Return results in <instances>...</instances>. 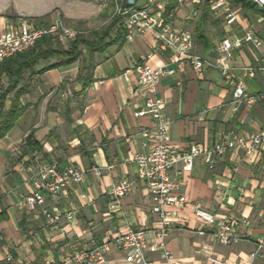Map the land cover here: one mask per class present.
Wrapping results in <instances>:
<instances>
[{
    "label": "crops",
    "instance_id": "0c3cea01",
    "mask_svg": "<svg viewBox=\"0 0 264 264\" xmlns=\"http://www.w3.org/2000/svg\"><path fill=\"white\" fill-rule=\"evenodd\" d=\"M34 1L0 0V34L13 24L15 15L44 17L59 12L72 17L69 11L73 0H39L41 4ZM80 1L92 0H77ZM108 1L113 4V0L93 1L99 8L94 17L102 16L101 7ZM147 2L138 0L135 6ZM232 4L239 20L234 25L236 32L253 29L264 37L263 18L233 0ZM169 7L172 18H168ZM154 8L173 26L189 30L199 53L215 56V45L227 28L213 11L212 18L201 26L202 0H184L181 5L178 0H156ZM77 16L87 21L92 15ZM198 25V33L204 31L209 46L197 38ZM122 41L95 53L89 69L81 59L52 66L58 60L54 56L41 60L34 72H27L21 79L17 88L24 86L19 96L21 116L0 138V264H57L76 249L108 244L130 228L158 226V218L150 212L152 199L142 181L131 194L120 199L116 209L109 208L114 202L112 186L121 178L136 177L134 156L148 151L155 133L151 117L134 115L143 105L144 94L136 77L130 82L124 79L122 74L127 68L146 60L176 69L175 74L160 80L156 95L165 99L163 115L171 120L170 144L180 151L188 150L194 143L211 147L222 134L264 130V101L251 109L244 104L235 108L233 88L220 71L198 73L189 64L172 65L169 53L158 49L153 30ZM257 53L264 55V45L261 51L244 48L232 65L236 67L235 75L244 78L249 93L264 95V76L245 74V68L255 64ZM256 79L261 81L262 89L254 88ZM9 82L4 76L2 84L7 86ZM14 94L8 96L6 108ZM31 132L40 148L25 153L26 137ZM39 161L60 167L74 165L84 171L77 191L85 192L87 198L70 193L60 200L62 210L73 211L72 222L62 218L51 224L39 209L28 212L18 206V201L30 192L25 163ZM92 167L100 168L102 175L95 176L90 171ZM181 168L179 163L171 174L180 181L179 193L187 201L182 207L167 208L174 212L166 243L171 258L151 253L150 264H215L212 259L249 264V255L261 243L263 247L252 264H264V160L251 163L243 150H230L213 169L201 157L194 160L191 171ZM197 207L220 220H234L239 239L229 245L214 242L211 226L196 216ZM108 249L105 264H132L114 246L109 244ZM9 255L11 259L7 260Z\"/></svg>",
    "mask_w": 264,
    "mask_h": 264
},
{
    "label": "built area",
    "instance_id": "2783aa9c",
    "mask_svg": "<svg viewBox=\"0 0 264 264\" xmlns=\"http://www.w3.org/2000/svg\"><path fill=\"white\" fill-rule=\"evenodd\" d=\"M124 1L130 3V0H113L114 15L121 17L122 27L126 31L128 40L148 30L156 31L158 49L169 53L172 65L180 67L189 64L198 73L208 69L220 71L233 88L232 102L235 108L244 104L247 109H251L256 103L264 101L263 94L249 93L244 78L235 75L236 67L232 65V62L238 59L239 52L244 48L261 51L264 37L253 29L244 30L241 33L236 32L234 25L239 20L233 9L232 0H202L209 4L214 15L221 18L227 28L225 35L215 45L214 57L202 55L196 50L193 35L189 30L177 28L166 21L163 15L154 8L156 0H148L147 4L140 7L124 6ZM193 1L199 2L200 0ZM252 1L264 9V0ZM183 2L184 0H178L179 5ZM172 16L173 10L169 11L168 18ZM79 33L82 32L67 26L60 17H55L45 24H36L22 19L0 34V66L5 59L33 47L39 39L46 35L60 40H70ZM254 60L255 64H250L245 68V74L255 77L257 73H261L264 76V55L254 54ZM175 73L174 68L152 65L143 60L127 68L122 74L127 82H130L133 76L136 77L144 94V102L134 112V115L135 117H151L155 133L153 142L148 146V151L134 156L133 160L138 167L136 177L121 178L112 186L110 193L114 202L109 208L116 209L120 199L131 194L137 188L138 182L142 181L152 199L150 212L158 218V226L130 228L115 236L108 244L76 249L57 264H105L109 244L132 264H150L149 254L151 253H160L162 258L170 259L171 255L166 243L174 212L167 208L182 207L187 201L186 197L179 193L180 181L171 174L177 169L178 164L182 163L181 171L188 172L192 170L194 160L201 157L203 163L209 169H213L217 161L230 150H243L251 163L264 160V130L252 134L241 132L222 134L211 147L199 143L192 144L185 151L173 147L170 144L171 120L163 115L165 99L157 96L156 93L160 80ZM27 162L25 168L28 172L30 192L18 201V206L28 212H35L39 209L40 214L46 217L51 224L58 223L62 218L72 222L73 211L62 210L59 207L60 200L61 197L70 193L77 195L80 199L87 198L85 192L78 193L77 191L78 186L83 183L84 171L74 165L60 167L57 163L41 161L27 165ZM90 171L97 177L102 175L98 167H92ZM195 213L200 220L211 226L212 235L220 243L229 245L239 239L234 220H220L217 215L199 207ZM262 247L261 243L258 250L249 255V264H252ZM10 259L11 255L7 257V260ZM212 260L218 264H237ZM47 264H52V262Z\"/></svg>",
    "mask_w": 264,
    "mask_h": 264
},
{
    "label": "trees",
    "instance_id": "16d2710c",
    "mask_svg": "<svg viewBox=\"0 0 264 264\" xmlns=\"http://www.w3.org/2000/svg\"><path fill=\"white\" fill-rule=\"evenodd\" d=\"M137 1L138 0H134L133 5L124 1L123 5L135 6ZM233 1L237 4H241V6L247 10L256 12L264 21V9L260 8L252 0ZM171 9L172 7H169L167 12ZM211 13L212 10L209 4L204 3V9L200 18L201 26L205 25L207 21L212 18ZM46 17H48V15L37 18L43 23ZM199 30L200 25L195 27L197 38L204 39L206 41L204 45L209 46V38L203 30L198 33ZM112 33H115L114 38H112ZM125 38L126 31L122 27L121 17L119 15H114L111 22L104 29L92 30L91 37H86L84 33H79L69 42L67 48H64L61 42H56L55 40H57V38L46 35L39 39L33 47L5 59L0 66V138L16 124L18 118L21 116L22 107L19 105V96L23 93L24 86L17 90L21 79L27 72H34L35 67L41 60H47L50 57L56 56L58 60L52 66H57L61 64H71L81 59L85 64V68L89 69L92 66L91 60L95 53H102L112 44L119 41L123 42L122 40H125ZM4 76H7L10 80L7 86L2 84ZM88 83H85V86ZM14 92V99L11 101V105L6 108L5 103L8 96ZM39 148L40 146L35 139L34 133H29L26 137L24 152H32L39 150Z\"/></svg>",
    "mask_w": 264,
    "mask_h": 264
},
{
    "label": "rangeland",
    "instance_id": "374dc122",
    "mask_svg": "<svg viewBox=\"0 0 264 264\" xmlns=\"http://www.w3.org/2000/svg\"><path fill=\"white\" fill-rule=\"evenodd\" d=\"M93 1L94 0L87 1L84 3L81 1L77 2V0H73L70 3V11H69V13L72 17H68V16L65 17L62 13L55 12L52 16L46 17L43 24H45V22L47 23L52 18L60 17V18H62V20L64 21V23L67 26L81 31L82 33L85 34L86 37H91V31L92 30L104 29L111 22V19L114 16V2L112 4L111 2L108 1V4L106 6L101 7V8H104V12H103L102 16L100 14V15L94 17V15H93L94 12L98 11L99 8L97 7L96 3H93ZM34 4H41V2H39V0H35ZM79 13L80 14L86 13L89 16H91V15L92 16H91V18H89V20L84 21L82 19L77 18L78 17L77 15H80ZM12 19H13V24H16L17 22H19L22 19L34 22L36 24H42V22H40V20H38L37 17L15 15V17H13ZM71 40L72 39H70V40L57 39L55 41L61 42L62 45L64 44L65 46H67ZM260 82L261 81L256 79L255 83L257 85L254 88H256L258 90L262 89L263 85ZM212 238H213L214 242H216L220 245H224V244L220 243L219 240L216 239V237L213 236ZM209 260H211V259L209 258Z\"/></svg>",
    "mask_w": 264,
    "mask_h": 264
},
{
    "label": "water",
    "instance_id": "95a60500",
    "mask_svg": "<svg viewBox=\"0 0 264 264\" xmlns=\"http://www.w3.org/2000/svg\"><path fill=\"white\" fill-rule=\"evenodd\" d=\"M130 3L133 5V3H134V0H130Z\"/></svg>",
    "mask_w": 264,
    "mask_h": 264
}]
</instances>
